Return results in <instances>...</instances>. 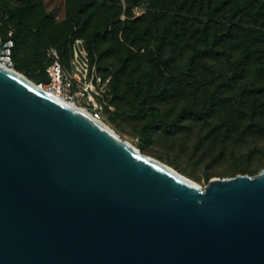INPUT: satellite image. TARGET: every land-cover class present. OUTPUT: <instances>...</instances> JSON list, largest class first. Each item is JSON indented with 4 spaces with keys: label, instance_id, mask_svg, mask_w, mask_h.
<instances>
[{
    "label": "water",
    "instance_id": "95a60500",
    "mask_svg": "<svg viewBox=\"0 0 264 264\" xmlns=\"http://www.w3.org/2000/svg\"><path fill=\"white\" fill-rule=\"evenodd\" d=\"M0 63V264H264V168L204 185Z\"/></svg>",
    "mask_w": 264,
    "mask_h": 264
},
{
    "label": "trees",
    "instance_id": "16d2710c",
    "mask_svg": "<svg viewBox=\"0 0 264 264\" xmlns=\"http://www.w3.org/2000/svg\"><path fill=\"white\" fill-rule=\"evenodd\" d=\"M109 1L79 0L70 6L66 11L70 23L65 36L71 35L69 32L73 31V24H79L81 31L85 30L83 33L89 35L90 40L94 39L101 62L112 67L117 74L126 67L128 69L132 57L138 59L145 53L146 56H143L151 67L150 75L160 84L161 91L171 92L174 96L186 88L188 94L194 93V97L190 98L191 105L167 125L168 132L176 137L177 133L186 135L181 143L186 152L203 155L209 151L206 142L208 135L215 133L214 127L218 121L215 99L219 97L218 88L221 85L228 84L232 88L238 84L241 104L248 105L245 110L252 118L253 126L260 124L258 119H264V81L257 84L254 81L249 87L239 86V82L243 81L239 72L242 75L261 74L264 79V0H123L125 10L119 0ZM143 2L147 4L146 12L134 16L132 6ZM0 5L7 14L2 19L0 31L4 36L9 29L13 31V68L26 73L20 63L19 51L20 31L27 25L25 17L28 1L23 0L17 7L9 5L7 0H0ZM122 12L127 16L124 20L120 19ZM119 30L123 31L122 41L115 37ZM66 41L67 38L64 44ZM141 49H144L142 53H138ZM176 55H183L184 65L180 64V59L176 61ZM208 58H211L210 69L206 67L199 70L192 78L182 75L193 71ZM137 65L135 61L133 68H137ZM235 67L241 68L236 70ZM217 72L220 75L215 76ZM236 77L238 80L233 79ZM211 78L219 79L220 83L209 89L208 98L204 92L207 86L210 87ZM130 80L137 84L140 79L130 76ZM41 82V79L36 80L38 84ZM201 95L203 97H196ZM139 111L151 115V124L159 120L160 111L155 101L146 106L141 105ZM193 120L197 122L196 127L192 126L193 130H190ZM145 128L142 129L144 133ZM250 171V168H234L223 173L225 176L258 173ZM206 178L208 182L211 177Z\"/></svg>",
    "mask_w": 264,
    "mask_h": 264
},
{
    "label": "rangeland",
    "instance_id": "374dc122",
    "mask_svg": "<svg viewBox=\"0 0 264 264\" xmlns=\"http://www.w3.org/2000/svg\"><path fill=\"white\" fill-rule=\"evenodd\" d=\"M7 1L9 5L17 7L23 3V0ZM26 1H28L25 17L27 25L23 26L20 31L21 47L19 51L20 63L26 71V73L21 72L23 75L34 82L40 79L47 82L49 79L47 67L52 61V50L57 51L62 67L72 71L74 52L78 46H83L88 56L90 69L93 70V66H97V72L102 76V81L95 84L97 90L95 101L101 108L102 122L142 153L166 163L201 185L206 184V177L225 176L226 174L223 172L234 168H250V172H259L264 168V155L262 154L264 119H258L257 122L260 124L252 125L253 120L245 110L248 105L241 104L242 98L238 94V84L232 88L228 84L218 88L219 97L215 99V114L218 121L214 127L215 133L209 134L207 138L206 144L207 148H210L209 151L203 155L186 152L181 147L182 140L186 135L177 133L178 137H176L172 132H168L167 125L180 117L185 107L191 105L190 98L194 97V93L189 92L188 94L186 88L174 96L171 92L161 91L160 84L150 75L151 67L143 56L145 53H142L144 49L137 51L142 53L138 59L134 57L130 59L128 69L126 67L117 74V71L112 67L101 62L99 54L95 50L94 39L90 40L89 35L83 33L85 30L81 31L79 24H73V31L69 32L72 36L69 34L65 36L68 23H70L66 11L79 0ZM119 2H121L122 9L125 10L124 1L119 0ZM3 8L5 9V7ZM146 9L147 4L143 2L132 6L131 12L134 16H138L145 13ZM126 17L123 12L120 14L121 20ZM10 25L15 27L11 22ZM122 32V30L116 32L115 37L117 36L119 41L123 40ZM65 38L67 41L64 44ZM179 59L180 64L184 65L182 63L185 60L183 55L178 56L176 61ZM135 61L139 66H135L137 68L134 69ZM210 63L211 58H208L206 62H200L193 71L184 72L182 75L195 77L199 70L206 67L210 69ZM235 68L238 70L241 67ZM217 75L220 73H215V76ZM130 76L140 80L136 84L130 80ZM239 76L243 79L242 82H239V86L242 88L251 86L254 81L255 84L264 81L262 75L257 73L242 75L239 72ZM233 79L238 80L237 77ZM219 83V79L211 78L210 87H206L204 95L210 98L209 89L216 87ZM196 84L198 82L194 85ZM196 97H203V95ZM154 101L158 105L160 117L157 122L151 124V115L142 114L139 109L141 105L146 106ZM229 101L230 104H228ZM196 123L195 120L191 121L190 130L192 126L196 127ZM211 127L209 128L211 129ZM144 128L145 133L142 130ZM222 142L225 143L217 146Z\"/></svg>",
    "mask_w": 264,
    "mask_h": 264
},
{
    "label": "built area",
    "instance_id": "2783aa9c",
    "mask_svg": "<svg viewBox=\"0 0 264 264\" xmlns=\"http://www.w3.org/2000/svg\"><path fill=\"white\" fill-rule=\"evenodd\" d=\"M7 14L0 8V26L2 19ZM12 29L6 32V36L0 31V63L13 68L11 50L13 47ZM78 40L76 39V42ZM52 61L47 67L48 81L41 82L44 88L56 93L73 105H77L89 112L94 118L101 119V108L95 101L96 83L102 81V76L97 72V66L90 69L88 56L83 46H78L72 60V71L62 67L59 55L56 50L51 51ZM91 77V79H89Z\"/></svg>",
    "mask_w": 264,
    "mask_h": 264
},
{
    "label": "bare ground",
    "instance_id": "6f19581e",
    "mask_svg": "<svg viewBox=\"0 0 264 264\" xmlns=\"http://www.w3.org/2000/svg\"><path fill=\"white\" fill-rule=\"evenodd\" d=\"M14 71H17V72H19V70H17V69H13ZM19 73H21V72H19ZM22 74V73H21ZM38 84V83H37ZM40 87L42 88V89H45L44 88V86L43 85H40ZM46 90V89H45ZM54 95H56V96H58V97H60V98H62L61 96H59V95H57L56 93H53ZM64 99V98H63ZM65 100V99H64ZM66 101V100H65ZM75 106H77V105H75ZM77 107H79L81 110H83V111H85V112H87L85 109H83L82 107H80V106H77ZM89 113V112H88ZM103 120H100V122L101 123H103L102 122ZM104 124V123H103ZM105 125V124H104ZM107 126V125H106ZM108 127V126H107Z\"/></svg>",
    "mask_w": 264,
    "mask_h": 264
}]
</instances>
